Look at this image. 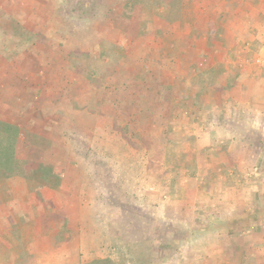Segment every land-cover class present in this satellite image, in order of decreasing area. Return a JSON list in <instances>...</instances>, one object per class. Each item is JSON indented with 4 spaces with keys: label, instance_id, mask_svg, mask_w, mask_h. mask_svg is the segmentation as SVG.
<instances>
[{
    "label": "rangeland",
    "instance_id": "1",
    "mask_svg": "<svg viewBox=\"0 0 264 264\" xmlns=\"http://www.w3.org/2000/svg\"><path fill=\"white\" fill-rule=\"evenodd\" d=\"M261 58L264 0H0V132L62 175L0 184V264H215L206 216L264 234V121L227 94L263 101Z\"/></svg>",
    "mask_w": 264,
    "mask_h": 264
},
{
    "label": "crops",
    "instance_id": "2",
    "mask_svg": "<svg viewBox=\"0 0 264 264\" xmlns=\"http://www.w3.org/2000/svg\"><path fill=\"white\" fill-rule=\"evenodd\" d=\"M251 3L252 2H248V5H250ZM219 9H223V6L221 5L219 7ZM247 10L249 13H252L253 17L256 16L255 14H253L251 7H248ZM262 87H263V84H261V83L258 84V88H262ZM235 90H236V92L234 90H231V92H229L227 94H231V98L234 100L235 105H236L237 100H239L238 105H237V107L235 106V108L233 110L231 109V111L233 112L232 113L233 115L231 114V112L227 113V109H226L225 120L221 119V117L216 116V118H218L220 120L219 121L216 119L217 120V122L215 124L216 129H219L218 124H221L220 128L228 125V121H229V120H227L228 114L229 115L231 114L232 117L231 116L230 117L233 119L232 121L235 122L236 126L238 123H243L242 120L239 119L241 114H243V113H246V115L250 118L251 128L252 129L258 128L259 124H257V122L259 120L264 121V99H263V101L259 100L261 98L260 90L257 89V87L255 88L253 86L250 89L244 90L242 88H236ZM262 95H264V91H263ZM250 100H251V103L248 104V102ZM220 113H222V112H220ZM220 115L222 116V114H220ZM223 123H224V125H223ZM238 138H239L238 135H236V138H233L234 140H232V142H234L235 144L240 143V141H238ZM201 143H205L203 145L201 144L202 148L207 146V140H204ZM56 170L54 171V173L56 172ZM61 176L60 175L55 176V174H54V177L57 180V183L54 186V190L56 193L60 192V190L62 188ZM183 190L187 193V195H189V194L192 195V196H190V198L193 200L194 195H195L194 197H196L197 195H200L202 197V195H204V191L206 190V188H203V186L201 184H198V183L193 182L192 180L186 179ZM214 190H216V188ZM216 192H217V190H216ZM227 192H228V190H227ZM227 192L225 194H227ZM197 193H199V194H197ZM207 194H208V192L206 193V195ZM222 198H223V196H222ZM201 199L202 198H200V202L198 203V201H197L196 204H204L203 208H201V211L203 213H205L208 211V209H210L209 206H213L214 204L213 205L206 204V202L204 200H201ZM215 201L217 202V204L215 203V206H217L219 204L221 206H223L224 208L232 206L233 209H236V211H238V208H239L238 204H235V205L227 204L226 199L223 200L222 202L221 201L218 202L217 200H215ZM236 205H237V208L235 207ZM221 206L220 207L218 206L219 209L222 208ZM206 214L208 215V212ZM204 221L206 224H210V225L215 226V228H214L215 233L213 234V237L215 238L214 241H217V244L214 245V247L211 249V252L214 255H217L221 258L220 261L219 262L216 261L215 264H222V263L223 264H243L245 258H246L245 264H264V234H258L257 233L258 234L257 236L254 235L255 233H253L251 235L250 234H247V235L246 234H239L237 232V228L240 226V224L242 225L244 223L240 220H237V219L231 220L229 218V219L225 220L224 218H219V216H218L217 218H213L211 220L210 218H207V216H206V218H204ZM223 225H225V227H221ZM9 240H10V238L7 237V241H9ZM38 246L39 245L37 244V247ZM58 248H60L62 251H65V252H67V250H69V249H71V250L73 248L77 249L78 248V238H69V240L61 242L58 245ZM39 249L40 248H37V251H39ZM7 251L10 254V253L14 252L15 249L10 248ZM9 254L4 253L3 255H9ZM31 254H33L34 256L40 255L39 252H31ZM0 255H2V252L0 253ZM209 255H211V254H209ZM24 256H25V253H24ZM229 257L231 258L230 262L224 261L225 259H222V258H229ZM256 257H257V260L255 259Z\"/></svg>",
    "mask_w": 264,
    "mask_h": 264
},
{
    "label": "trees",
    "instance_id": "3",
    "mask_svg": "<svg viewBox=\"0 0 264 264\" xmlns=\"http://www.w3.org/2000/svg\"><path fill=\"white\" fill-rule=\"evenodd\" d=\"M151 109H153V105L150 103V109L148 107L147 110L148 113L149 111L151 113ZM16 144L17 140L15 138L7 137L0 132V184L15 178L41 183L39 180L43 178L48 181V186L55 185L57 183L54 177L55 167L19 159L16 155ZM164 148L166 149V144L160 143L156 148V155L150 152V163L153 164L157 160L161 161ZM66 240H69V237H66L64 241ZM108 262L106 259H95L87 264H108Z\"/></svg>",
    "mask_w": 264,
    "mask_h": 264
},
{
    "label": "built area",
    "instance_id": "4",
    "mask_svg": "<svg viewBox=\"0 0 264 264\" xmlns=\"http://www.w3.org/2000/svg\"><path fill=\"white\" fill-rule=\"evenodd\" d=\"M257 63H258L259 65H261L262 67H264V58L258 59V60H257Z\"/></svg>",
    "mask_w": 264,
    "mask_h": 264
}]
</instances>
